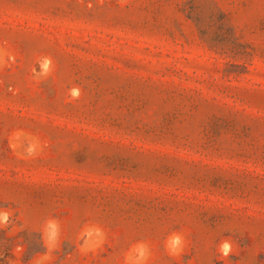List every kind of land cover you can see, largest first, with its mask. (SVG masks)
I'll use <instances>...</instances> for the list:
<instances>
[{
  "label": "rangeland",
  "instance_id": "obj_1",
  "mask_svg": "<svg viewBox=\"0 0 264 264\" xmlns=\"http://www.w3.org/2000/svg\"><path fill=\"white\" fill-rule=\"evenodd\" d=\"M137 263L264 264V0H0V264Z\"/></svg>",
  "mask_w": 264,
  "mask_h": 264
},
{
  "label": "clouds",
  "instance_id": "obj_2",
  "mask_svg": "<svg viewBox=\"0 0 264 264\" xmlns=\"http://www.w3.org/2000/svg\"><path fill=\"white\" fill-rule=\"evenodd\" d=\"M179 240L180 238L179 237H176L174 243H179ZM231 244L228 243L227 241H225L222 245H221V248H220V251L222 253L223 256L227 257L229 256V254L231 253Z\"/></svg>",
  "mask_w": 264,
  "mask_h": 264
},
{
  "label": "bare ground",
  "instance_id": "obj_3",
  "mask_svg": "<svg viewBox=\"0 0 264 264\" xmlns=\"http://www.w3.org/2000/svg\"><path fill=\"white\" fill-rule=\"evenodd\" d=\"M57 228V227H56ZM48 229V228H47ZM55 230V229H54ZM56 232V231H55ZM54 234V233H53ZM56 234V233H55ZM56 237H57V234H56ZM47 241V240H46ZM173 246V245H172ZM177 246V245H176ZM174 250V249H173ZM136 251V250H135ZM147 252V251H146ZM134 255V254H133ZM131 257V256H130ZM138 264V263H137Z\"/></svg>",
  "mask_w": 264,
  "mask_h": 264
}]
</instances>
